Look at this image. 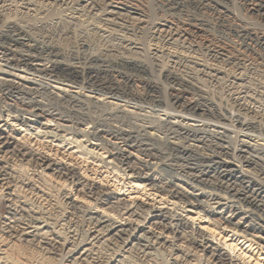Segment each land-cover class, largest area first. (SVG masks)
Returning <instances> with one entry per match:
<instances>
[{"label":"bare ground","instance_id":"bare-ground-1","mask_svg":"<svg viewBox=\"0 0 264 264\" xmlns=\"http://www.w3.org/2000/svg\"><path fill=\"white\" fill-rule=\"evenodd\" d=\"M141 1L27 0L45 7L30 19L36 30L72 40L67 51L37 40L0 0V94L22 108L0 110V164L16 161L0 165L7 209L0 264H130L128 256L153 264L166 253L167 264H194L199 252L209 264H234L206 237L215 224L246 240L248 259L264 264V125L237 99H227L229 108L178 74L192 64L241 86L244 70L261 66L242 46L246 39L264 47L257 27L264 0H151V9ZM58 13L81 21L80 28L58 25ZM217 29L232 39L217 37ZM97 31L121 43L103 44ZM17 168L32 171L21 189L10 184ZM99 170L114 180H97ZM42 177L50 190L56 186L49 181L60 182L69 214H82L88 225L82 235L61 216L53 219ZM144 196L170 201L172 210ZM199 219L209 225L193 229ZM227 247L234 253L237 245Z\"/></svg>","mask_w":264,"mask_h":264},{"label":"rangeland","instance_id":"rangeland-1","mask_svg":"<svg viewBox=\"0 0 264 264\" xmlns=\"http://www.w3.org/2000/svg\"><path fill=\"white\" fill-rule=\"evenodd\" d=\"M4 2H5V4L6 5H8L9 7H10V10H8L6 13H8L10 16H12V17H14V18H16L17 19V21H18V23L20 24V26H22V27H24L32 36H34L37 40H39V41H42V42H44V43H46V44H48V45H56V46H58L59 45V47L60 48H62V49H64V50H69V49H72V46H74V43H73V41L72 40H55V39H53L54 41H52V39L51 40H49L48 38H45V36L43 35V34H41L39 31H37L36 30V27H35V24H33V22L32 21H30V19H33L34 17H36L37 16V14H38V16L40 15L39 13H41L43 10H45V7H43V6H41V5H36V3L34 4L33 2H27V0H3ZM15 1V2H14ZM141 1V0H140ZM21 2V3H20ZM142 3H143V5L144 4H146L147 5V7L149 8L150 6H152V3H151V0H142L141 1ZM151 4V5H150ZM36 5V6H35ZM145 5V6H146ZM39 6H41V7H39ZM43 7V8H42ZM16 8V9H15ZM149 9H151V7L149 8ZM22 12V13H21ZM239 13H242V11L241 12H239ZM244 13V12H243ZM242 13V15H244ZM56 14H57V12L56 13H54V17H56ZM58 15H59V13H58ZM57 15V16H58ZM27 16V17H26ZM59 18H58V20L56 21V23L58 24V25H60L61 27H64V28H66V29H77V28H80V26H81V21H78V20H76L75 18H72L71 16H66V15H64V14H62V13H60V15L58 16ZM66 26V27H65ZM261 26V27H260ZM263 26V27H262ZM77 27V28H76ZM258 29H260V31H263L264 30V23H260L259 22V24H258ZM257 27H256V29H257ZM260 27V28H259ZM52 29V28H51ZM50 29V30H51ZM216 32V33H215ZM214 33L217 35V37H223V39H228V40H230V39H232L231 38V35L229 34V32L228 31H226V29H217V30H215L214 31ZM214 34V35H215ZM43 35V36H42ZM96 35H98L99 36V38H101L100 40H101V42H103V44H104V42H105V44L106 43H108V45H111L112 44V46L114 45H119L121 42L119 41V38H117V37H114V36H108V35H105V34H103L102 32H98L97 31V34H95V38H96ZM103 35H105V36H103ZM215 35V36H216ZM101 36H103L104 37V41H103V37H101ZM112 37V38H111ZM46 40H45V39ZM94 39V38H93ZM96 39H98V37L96 38ZM115 39V40H114ZM107 42H106V41ZM110 40V41H109ZM59 43H58V42ZM112 41V42H111ZM94 42H96L97 43V45H99L98 43V40H94ZM57 43H58V45H57ZM117 43H119V44H117ZM147 43V42H146ZM148 45V43L146 44V46ZM70 47V48H69ZM148 47V46H147ZM250 49V50H249ZM242 50H243V52L245 53V54H248L247 56H249L250 58L252 57V58H257L258 59V61H259V64L261 65L260 67H259V70H258V68H256L255 67V69L256 70H254V68H250V67H248V68H246V70H244L245 71V73H243V76H242V78L240 79V81H237V83H239L241 86H238L237 84H235L234 86L232 85V84H229L228 82H226L227 80H229L230 78H226V77H224V76H222V75H218L216 78L215 77H211V76H207L206 77V75H203L201 72H197V67H195L194 65H192V64H187L188 66H185V67H188L189 69L186 71L185 69H183V72H178V74L181 76V75H183V77H184V79L185 80H187L188 82H190L191 84H193L194 86H196L197 88H199L201 91H204V93L209 97V98H212V99H214L215 101H217V100H221V98H223V103H224V105H228V103H230L228 106H229V108H231V107H233V105L231 104V102H233V100H231V99H233V98H235V99H237L238 101H237V103L236 104H243V106L245 107V108H247L250 112H253L255 115H256V118L258 117V115H259V117H258V121H259V119H260V121H259V123H260V125H264V47H262V46H259V44H256L254 41H248V40H243V46H242ZM256 50L257 51V53H256V51L254 52V51ZM261 52V53H260ZM260 54V55H259ZM259 57V58H258ZM260 58H261V60H260ZM263 58V59H262ZM262 61V62H261ZM263 65V66H262ZM190 67H194V71H193V69L192 68H190ZM263 67V68H262ZM192 69V70H191ZM243 71V72H244ZM234 68H229V70L227 71V73H225V74H229L230 73V75H228V76H231V74L233 75L234 73ZM237 73V72H236ZM239 73V72H238ZM261 73V74H260ZM182 77V76H181ZM211 77V78H210ZM222 84V85H221ZM231 85V86H230ZM238 86V87H237ZM261 86V87H260ZM243 89H242V88ZM209 91V92H208ZM239 91V92H238ZM259 93V94H258ZM213 94V95H212ZM243 95V96H242ZM246 95V96H245ZM225 97V98H224ZM219 98V99H218ZM230 99L231 100V102L230 101H228V100ZM228 101V103H226L225 104V102H227ZM239 102V103H238ZM0 106H2L1 108H0V110L1 109H3V110H5V109H9L11 112H13V111H15V110H17V109H19V110H22V108L20 109L19 107L17 108V107H13L14 106V101H10V100H8L5 96H2L1 94H0ZM7 107V108H6ZM11 107H13V109L11 108ZM25 109V108H24ZM259 109V110H258ZM263 111V112H262ZM4 112V111H3ZM9 116H11V115H9ZM261 116V117H260ZM262 118V119H261ZM41 122H45V120L44 119H42L41 120ZM263 122V123H262ZM11 123V122H10ZM54 123H51V125H53ZM59 124H63V125H67V126H70L71 124H69V123H64L63 121H61ZM52 127V126H51ZM261 127H264V126H261ZM14 128H16V127H14ZM17 129V128H16ZM89 128H87V130H88ZM7 131H9V130H7ZM22 134H24V132L22 133ZM22 134H20V136H22ZM28 134V133H27ZM263 135H262V137L264 138V131H263V133H262ZM19 136V137H20ZM18 136H17V138L16 139H18L19 138ZM33 137V136H32ZM31 137V138H32ZM106 138V136L105 135H103V138ZM262 137H260V138H262ZM262 138V139H263ZM48 139V140H47ZM33 140H35V139H33ZM45 141H50V139L49 138H46L45 139ZM42 143H44V140H42L41 141ZM41 143V144H42ZM263 143V142H262ZM55 144H57L56 142H53L52 143V145H55ZM32 145H33V143H32ZM56 146V145H55ZM67 148H69V146L67 147H65V149L67 150ZM34 149H36V146H34ZM61 149V148H60ZM80 158V157H79ZM142 158V157H141ZM7 159V160H6ZM6 159H4L3 160V158H2V160L5 162V163H3V161H1V163H2V165L1 166H5V167H7V168H9L11 165H13L15 162L13 161V159H8V158H6ZM10 160V161H9ZM80 160V159H79ZM65 161V160H64ZM64 161H62L63 162V164H69L68 162H64ZM7 162V163H6ZM80 162V161H79ZM78 162V163H79ZM72 163H74V162H72ZM4 164V165H3ZM9 166V167H8ZM98 168H100L99 166H97ZM11 168V167H10ZM16 168V167H15ZM14 167H13V169H15ZM18 169V170H17ZM16 170H15V174L14 173H12V177L11 178H13V179H10V184L12 185V186H14L15 185V183H16V185H15V187H20V184H19V182H20V180H22V179H25V178H28V177H32V171L30 170V168H21L20 170H19V168H17ZM27 169V170H26ZM29 169V170H28ZM103 171H105V170H102V172ZM164 171V172H163ZM24 172V173H23ZM99 172V175H101L102 174V172H100V170L99 171H97V173ZM166 173V174H165ZM169 173V174H168ZM171 173V174H170ZM26 174V175H25ZM48 174H50V173H48ZM91 174V173H90ZM161 174H163L165 177L166 176H168V177H175V175H176V172L175 171H173V170H170V169H164V170H162V172H161ZM25 175V176H24ZM103 175V177H101L100 179H98L97 178V180H101L102 178H104L105 176H106V178H107V181H109V180H114V178H111V176H109V175H107V174H105V173H103L102 174ZM112 175V174H111ZM16 177V178H15ZM20 178V179H19ZM44 178V179H43ZM15 179H17V180H15ZM39 179V178H38ZM124 179V178H123ZM13 180V181H12ZM42 180V181H41ZM47 180V179H46ZM45 180V177H42V179L40 178V181L42 182H40L41 184H43L44 185V183H48V181H46ZM12 181V182H11ZM44 181V182H43ZM13 182H15V183H13ZM51 184H53L52 186H56L55 187V189H53V188H51V190L49 189V187L48 186H46V185H44L45 187H46V189L48 188L49 190V198H50V203L51 204H55L56 205V207H55V205H54V211H52V217L53 216H55L57 219H54L55 217H53V219L54 220H58V218L61 216V218H59V219H63V220H65V228L67 227H71L72 229H74L75 230V232L78 234H80V235H82L81 233H82V231H85L86 232V230H87V224H86V221H85V219L83 218V216H81V215H76L77 213L75 212H72V214H69V209H67V207L65 206V204L63 203V193H64V190H61L60 189V182H59V185H56L55 184V182H53V180H51V181H49ZM9 184V185H10ZM19 184V185H18ZM111 184V182H109V185ZM10 185V186H11ZM18 185V186H17ZM119 186H121L122 187V185H121V183L119 184ZM57 188V189H56ZM20 189H21V187H20ZM59 189L61 190V191H59ZM26 190V189H25ZM55 190V191H54ZM2 191V192H1ZM0 191V196H2L3 197V194H4V191L3 190H1ZM58 191V192H57ZM74 193V190L72 191V194ZM121 193H122V195H125V196H122L121 198H124V197H126V195H127V193L125 192V188L123 189V190H121ZM135 193H140V192H135ZM141 194V193H140ZM53 195V196H52ZM133 196L134 195H132V198H133ZM139 196V194H136V196H134V197H138ZM2 197H0V198H2ZM53 197V198H52ZM57 198V199H56ZM139 198V197H138ZM146 198V199H145ZM164 199V198H163ZM57 200V201H56ZM142 200L143 201H145V203H147V204H150V205H155V207H157V208H160L159 210H163V211H166V210H169V209H171L172 208V205H171V202L169 201L168 203H167V205L166 204H156V203H158V200H160V198L158 199H156V201H154V200H152V196L151 197H148V196H144V197H142ZM54 201V202H53ZM76 201H81V202H83L82 200H80V199H77ZM5 202L4 201H2L1 200V204H0V235H2V230H4L3 228V226H4V223H3V220H4V218L7 216V209H6V206H5ZM63 204V205H62ZM38 205V204H37ZM60 206H61V208H60ZM59 207V208H58ZM63 207V208H62ZM163 207V208H162ZM61 209V210H60ZM166 209V210H165ZM64 210V211H63ZM172 210V209H171ZM66 211H67V213H66ZM178 213H180L179 211H178ZM66 214V215H65ZM151 214V213H150ZM183 214V216L185 215V213H182ZM71 215V216H70ZM151 216L152 215H150V216H148V219H150L151 218ZM189 216H192V215H189ZM65 217V218H64ZM150 217V218H149ZM82 220H81V219ZM126 218V217H125ZM187 218L189 219V217L187 216ZM70 219V220H69ZM68 220V221H67ZM85 222H84V221ZM70 222V223H69ZM165 222H168V221H165ZM68 223V224H67ZM213 223V222H212ZM71 226H70V225ZM87 225V226H86ZM209 224H207V220L206 219H199V220H197L196 222H194V224L192 225L193 227V229H194V227H200V228H204V227H206V226H208ZM212 225H214V224H212ZM76 226H78V227H76ZM210 226V228H213L212 229V232L211 231H208V230H206V229H204V231H206V237H208V236H210V235H212V236H214L213 238L212 237H209V238H211L212 239V241H213V243H215L219 248H221V249H223L222 250V252L223 253H225L226 255H228L229 256V258L231 257L232 258V261H233V263L234 264H256V261H254V258L253 257H251L250 259H248V256H249V249L247 248L248 246H249V243H247V241L246 240H244L243 238H240L239 239V236H232V234L231 233H227V232H225V231H223V230H221L220 228V230L218 229V228H216V224H215V227L214 226H211V225H209ZM78 228V229H77ZM216 228V229H215ZM83 229V230H82ZM78 230V231H77ZM226 231H228V230H226ZM64 231H61V233H59V237H62L61 239H63L64 237V233H63ZM85 232H83V235L85 234ZM214 233V234H213ZM63 235V236H62ZM59 240V239H58ZM231 240V241H230ZM227 242L226 244L224 243V242ZM224 244V245H223ZM230 244H232L233 246L234 245H237V247H236V250H235V252L233 253V252H231L229 249H228V247H227V245H230ZM256 246H257V244L255 245H253V247H252V249L253 248H256ZM240 249V250H239ZM258 249V248H257ZM256 249V250H257ZM239 250V251H238ZM242 251H244V252H248L245 256L244 255H240L241 254V252ZM253 253V252H252ZM263 253H264V251H263ZM166 254H168L169 255V253H166ZM165 254V255H166ZM254 254V253H253ZM168 255H166L165 257H164V255L163 256H158L157 257V259L154 261V263L153 264H167L168 263V261L166 262V260H167V258L169 259V256ZM199 255H202L201 257H199L198 259L199 260H197L196 262L197 263H194V264H209V263H207L208 261H207V259H206V257L205 256H207L208 257V255H206V254H204V253H201V252H199ZM238 255H240V257L238 256ZM60 256H61V254H60ZM60 256H58L56 259H59L60 258ZM227 256V257H228ZM130 256H128V259H130V261H131V263L133 262V264H135V263H137V264H140V262L137 260V259H135V261H134V259H133V257H131V258H129ZM160 257V258H159ZM162 257H164V258H162ZM230 258V259H231ZM241 258H243L244 260H242ZM206 259V260H205ZM258 259H260L261 261H263L264 260V256H261V257H259ZM163 260V261H162ZM53 261V260H52ZM129 261V260H128ZM207 261V262H206ZM244 261V262H243ZM135 262V263H134ZM160 262V263H159ZM165 262V263H164ZM55 263V262H54ZM130 263V264H131Z\"/></svg>","mask_w":264,"mask_h":264}]
</instances>
